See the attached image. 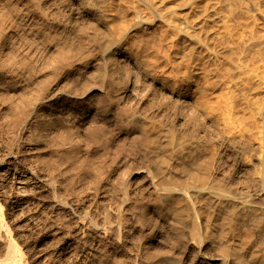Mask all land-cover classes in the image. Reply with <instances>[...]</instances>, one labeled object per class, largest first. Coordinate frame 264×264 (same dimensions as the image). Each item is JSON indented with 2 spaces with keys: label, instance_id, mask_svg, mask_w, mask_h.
Masks as SVG:
<instances>
[{
  "label": "bare ground",
  "instance_id": "bare-ground-1",
  "mask_svg": "<svg viewBox=\"0 0 264 264\" xmlns=\"http://www.w3.org/2000/svg\"><path fill=\"white\" fill-rule=\"evenodd\" d=\"M0 102V264H264V0H0Z\"/></svg>",
  "mask_w": 264,
  "mask_h": 264
},
{
  "label": "rangeland",
  "instance_id": "rangeland-1",
  "mask_svg": "<svg viewBox=\"0 0 264 264\" xmlns=\"http://www.w3.org/2000/svg\"><path fill=\"white\" fill-rule=\"evenodd\" d=\"M4 107H5L4 103L0 102V138L7 142L11 138L15 137L17 132H16L15 127L11 124L8 118L3 114ZM46 170H47L46 165L41 166V171L43 174H45V176H47ZM7 180H9L7 181V185L9 186L11 184V179L9 178ZM4 202H5L4 197L0 196V203L4 204ZM8 217L9 216L5 217V221L9 223V227H10L11 232L13 233V237L15 238V241L20 246L23 247V250L27 248L29 249L34 243L37 244L40 234L43 232V230H41V228L38 227L39 225L37 224L35 225L32 223H26V226H25L23 225V223H15L11 221V219ZM47 221H48L47 216L43 213L41 215L40 220L37 223H47ZM36 233L37 234L39 233V234L36 235ZM28 251H33V249L32 250L29 249ZM0 258H1V255H0ZM44 259L41 260V263L48 264V260H47L48 258L46 257Z\"/></svg>",
  "mask_w": 264,
  "mask_h": 264
}]
</instances>
